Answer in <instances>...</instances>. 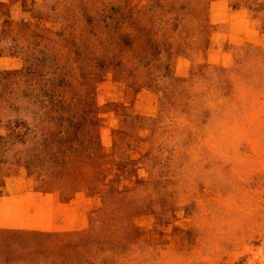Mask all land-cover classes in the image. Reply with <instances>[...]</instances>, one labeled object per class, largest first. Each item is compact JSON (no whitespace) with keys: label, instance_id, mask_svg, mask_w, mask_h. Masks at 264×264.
I'll use <instances>...</instances> for the list:
<instances>
[{"label":"rangeland","instance_id":"obj_1","mask_svg":"<svg viewBox=\"0 0 264 264\" xmlns=\"http://www.w3.org/2000/svg\"><path fill=\"white\" fill-rule=\"evenodd\" d=\"M0 264H264V0H0Z\"/></svg>","mask_w":264,"mask_h":264}]
</instances>
